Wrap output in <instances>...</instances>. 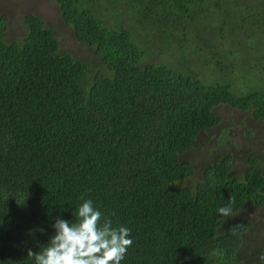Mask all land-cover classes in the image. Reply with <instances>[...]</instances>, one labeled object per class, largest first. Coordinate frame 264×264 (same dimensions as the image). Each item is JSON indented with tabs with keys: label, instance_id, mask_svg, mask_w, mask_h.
<instances>
[{
	"label": "trees",
	"instance_id": "obj_1",
	"mask_svg": "<svg viewBox=\"0 0 264 264\" xmlns=\"http://www.w3.org/2000/svg\"><path fill=\"white\" fill-rule=\"evenodd\" d=\"M53 1L93 55L36 14L15 39L0 18V264H33L81 198L131 229L121 264H240L251 222L229 218L264 204L259 158L236 177L225 154L189 187L180 154L220 105L264 123V0Z\"/></svg>",
	"mask_w": 264,
	"mask_h": 264
},
{
	"label": "rangeland",
	"instance_id": "obj_2",
	"mask_svg": "<svg viewBox=\"0 0 264 264\" xmlns=\"http://www.w3.org/2000/svg\"><path fill=\"white\" fill-rule=\"evenodd\" d=\"M30 13L41 17L47 25L56 27L61 51L70 52L76 57L88 58L93 55L92 49L78 41L72 27L63 22L53 0H0V18L6 20L7 39L24 36L25 17ZM216 113L221 120L219 125L202 132L197 147L180 154L181 160L191 162L194 167L193 175L183 182L186 186L191 187L201 181L207 165L225 154L232 156L233 176L243 177L246 161L251 154L259 158V166L264 172V123L256 121L251 111H242L229 105L218 106ZM229 220L251 222L239 256L240 264H247L248 259L249 263L256 264L264 248V204L260 207L250 204L231 214Z\"/></svg>",
	"mask_w": 264,
	"mask_h": 264
},
{
	"label": "clouds",
	"instance_id": "obj_3",
	"mask_svg": "<svg viewBox=\"0 0 264 264\" xmlns=\"http://www.w3.org/2000/svg\"><path fill=\"white\" fill-rule=\"evenodd\" d=\"M81 201L71 211L74 222L55 219L51 225L54 232L45 246L35 253L28 250L33 264H121L125 260L133 245L131 229L113 226L92 199L81 198ZM217 213L228 216L231 207H219Z\"/></svg>",
	"mask_w": 264,
	"mask_h": 264
}]
</instances>
